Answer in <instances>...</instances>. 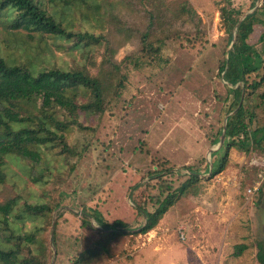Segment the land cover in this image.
I'll return each instance as SVG.
<instances>
[{
    "label": "rangeland",
    "instance_id": "rangeland-1",
    "mask_svg": "<svg viewBox=\"0 0 264 264\" xmlns=\"http://www.w3.org/2000/svg\"><path fill=\"white\" fill-rule=\"evenodd\" d=\"M183 1L204 24L205 42L190 48L168 41L162 53L170 58L162 67H123L119 75L125 73L127 78L121 95L103 114H82L80 122L86 128L72 125L68 131V141L79 152L69 160L72 168L50 148L38 163L29 159L7 162L0 201L8 194L15 196L19 208L23 202L60 204L52 212L8 218L31 252L44 255L45 264H71L78 252L92 249L103 238L92 228L97 223L91 216L90 225L82 224L84 209L96 211L108 224L121 219L133 228L144 221L134 202L151 181L146 171L156 159L167 160L175 169L196 167L200 191L179 198L149 231L135 229L114 237L108 252L100 251L86 264H258L256 241L264 238V176L259 177L257 166L249 162L253 152L261 153L231 148L221 171L210 176L206 169L221 154L219 144L212 141L224 124L230 88L219 74L226 33L218 9L228 2L249 11L252 0H164L163 4L174 8ZM260 4L256 1L257 7ZM259 17L264 19L262 14ZM73 28L95 33L105 29L84 16L76 17ZM44 38L54 48L51 60L59 64L71 65L73 56L98 63L103 52L102 44L69 50L66 41L47 33ZM247 41L251 61L263 63L264 26L256 25ZM138 47L136 38L128 39L116 47L114 58L119 60ZM10 53L21 55L14 49ZM247 79H256V72ZM242 99L254 115L251 126L264 124V83L256 92L243 93ZM60 210L62 214L56 217ZM55 218L56 246L52 239ZM9 232L0 228V236L12 241ZM20 255L27 264L34 263L25 251Z\"/></svg>",
    "mask_w": 264,
    "mask_h": 264
},
{
    "label": "trees",
    "instance_id": "trees-1",
    "mask_svg": "<svg viewBox=\"0 0 264 264\" xmlns=\"http://www.w3.org/2000/svg\"><path fill=\"white\" fill-rule=\"evenodd\" d=\"M256 1H261L259 7ZM163 3L164 0H0L3 26L0 28V194L8 161L19 164L29 159L38 163L46 155L45 149L50 148L72 168L69 160L79 152L68 141V131L72 125L86 128L80 122L82 114H103L121 95L127 78L125 73L119 75L123 67L131 66L135 70L162 67L170 58L166 59L162 53L168 41H178L190 48L205 42V26L190 5L183 1L170 8ZM218 12L226 33L225 57L219 64V74L231 87L224 124L212 141L219 143L224 128L223 141L217 148L221 154L213 160L210 169L206 164L210 176L225 167L231 148L264 154V124L251 126L254 115L245 109L242 99L243 93L256 92L264 83V62L257 59L252 62L247 52L251 50L247 40L255 26H264V19L259 17L264 16V0H252L249 11L245 12L225 2ZM81 16L105 27L104 32L73 28L74 20ZM45 33L66 41L69 50L102 44L101 58L98 63L88 64L73 56L71 65L59 64L51 60L54 48L45 40ZM133 37L139 42L138 49L116 60V47ZM12 49L21 51V55L10 53ZM91 67L95 68L94 73ZM253 71L256 79L249 82L247 76ZM258 95L263 97L262 93ZM152 162V169L146 171L151 181L134 202L144 221L130 228L121 219L108 224L96 211L82 210V224L90 225L91 216L97 223L92 228L104 236L94 242L92 249L78 252L71 264H86L100 251L108 252L107 245L114 237L135 229L149 231L179 198L200 191V172L196 167L185 165L175 169L167 160ZM181 172L185 178L177 181L183 177ZM59 207L58 202H23L19 208L15 196L7 194L0 201V228L9 230L13 240L0 236V264H27L26 257L20 255L23 251L34 262L29 264H45L44 255L31 252L23 243L25 237L15 234L8 218L16 220L27 212H52ZM62 211H57L56 217ZM57 225L55 218L52 238L55 246ZM26 238L31 240V236ZM255 257L258 264H264V238L256 241Z\"/></svg>",
    "mask_w": 264,
    "mask_h": 264
},
{
    "label": "built area",
    "instance_id": "built-area-1",
    "mask_svg": "<svg viewBox=\"0 0 264 264\" xmlns=\"http://www.w3.org/2000/svg\"><path fill=\"white\" fill-rule=\"evenodd\" d=\"M249 164L257 166L258 176L263 178V176H264V155H260L256 152H253ZM259 185L260 184L258 183L255 187H253V189L254 190L257 189L259 187ZM249 191H250V189H249Z\"/></svg>",
    "mask_w": 264,
    "mask_h": 264
},
{
    "label": "water",
    "instance_id": "water-1",
    "mask_svg": "<svg viewBox=\"0 0 264 264\" xmlns=\"http://www.w3.org/2000/svg\"><path fill=\"white\" fill-rule=\"evenodd\" d=\"M223 134H224V130H223V132H222L221 139H220V142H221V143H222V141H223Z\"/></svg>",
    "mask_w": 264,
    "mask_h": 264
},
{
    "label": "crops",
    "instance_id": "crops-1",
    "mask_svg": "<svg viewBox=\"0 0 264 264\" xmlns=\"http://www.w3.org/2000/svg\"><path fill=\"white\" fill-rule=\"evenodd\" d=\"M230 87H231V85L230 84H228ZM223 130H224V128H223ZM223 132V131H222ZM221 142L219 141V143L218 144H220Z\"/></svg>",
    "mask_w": 264,
    "mask_h": 264
},
{
    "label": "bare ground",
    "instance_id": "bare-ground-1",
    "mask_svg": "<svg viewBox=\"0 0 264 264\" xmlns=\"http://www.w3.org/2000/svg\"><path fill=\"white\" fill-rule=\"evenodd\" d=\"M260 155H263V154H260Z\"/></svg>",
    "mask_w": 264,
    "mask_h": 264
}]
</instances>
